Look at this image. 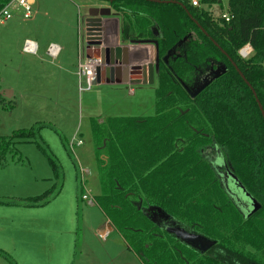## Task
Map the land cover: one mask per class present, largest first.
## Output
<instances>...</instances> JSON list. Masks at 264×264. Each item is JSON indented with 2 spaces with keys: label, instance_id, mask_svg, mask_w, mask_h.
<instances>
[{
  "label": "trees",
  "instance_id": "1",
  "mask_svg": "<svg viewBox=\"0 0 264 264\" xmlns=\"http://www.w3.org/2000/svg\"><path fill=\"white\" fill-rule=\"evenodd\" d=\"M11 1L0 0V12ZM106 3L123 19V42L157 44L163 76L154 117L112 118L102 126L105 133L99 134L102 140L97 147L102 194L97 199L106 217L125 234L144 264H264V259L236 249L222 252L225 247L219 243L212 253L196 256L173 237L162 236L139 209L157 207L174 219L190 215L192 222L181 221L188 227L195 223L206 238L213 236L204 231L206 217L215 220L216 230L231 214L239 221L264 215V119L253 92L233 66L245 76L264 110V0H227L231 21L222 24L210 9L223 8V0H201L199 8L189 0ZM247 45L253 52L244 59L239 53ZM201 88L191 98L188 89ZM11 103L0 94V110L11 109ZM209 150L221 153L225 170L207 160ZM51 161L62 185V167ZM226 172L234 174L245 192L261 204L257 214L243 218L238 203L222 185ZM82 191L80 180V199ZM137 223L147 226L134 229L131 225ZM227 228L235 227L227 224ZM75 253L74 258H79V244Z\"/></svg>",
  "mask_w": 264,
  "mask_h": 264
},
{
  "label": "rangeland",
  "instance_id": "2",
  "mask_svg": "<svg viewBox=\"0 0 264 264\" xmlns=\"http://www.w3.org/2000/svg\"><path fill=\"white\" fill-rule=\"evenodd\" d=\"M98 2L35 0L31 19H24L15 4L9 8L12 18L0 19V86L10 91L12 101L11 109L0 110V264H144L98 202L102 190L97 147L109 119L150 118L158 95L148 90L132 97L125 87H98L96 81L89 85L80 79L90 10L83 4ZM226 6L223 0V8L214 5L210 12L216 18ZM101 29L97 38L105 50L117 30L105 22ZM27 40L38 44L37 55L23 51ZM131 43L154 44V63L145 52L134 59L158 67L156 43ZM51 44L60 49L54 59L46 53ZM117 55L113 52L106 62L113 66ZM156 79L162 83L163 76L159 73ZM51 158L62 167V185ZM80 180L87 199L79 198ZM180 218L191 221L190 215ZM205 219L210 239L233 243L236 250L264 259V223L243 225L231 214L226 224L235 228L224 232L220 225L215 230L214 219ZM256 220L264 222V215ZM107 221L114 232L102 238ZM131 226L138 230L147 224ZM78 244L81 254L76 259Z\"/></svg>",
  "mask_w": 264,
  "mask_h": 264
},
{
  "label": "flooded vegetation",
  "instance_id": "3",
  "mask_svg": "<svg viewBox=\"0 0 264 264\" xmlns=\"http://www.w3.org/2000/svg\"><path fill=\"white\" fill-rule=\"evenodd\" d=\"M154 71H155L154 72V84L147 86V87L150 88V91H153L154 95L156 96L159 85H160L159 80L156 79V75L159 74L158 67H156ZM188 90L191 94H193V93L199 91L200 89H198L196 91H193L190 89H188ZM156 111H157V108H155V113L152 117L155 116ZM152 117H150V118H152ZM210 149H213V148H210ZM205 157L207 158V160L209 162H212L218 170H225L226 169V166L223 162V158H222V155L220 152H218L216 150H209V151H206ZM237 180L238 179H236V177L232 173L226 172L225 174H222V178H221L222 185L225 187L227 193L230 194L232 196V198L238 203L239 208L242 211L243 218H244V216L248 217V216L257 214L262 208L261 204L258 201H256L253 197H250V195L245 192V189H244L245 186L242 183L240 184V182ZM234 195H237V197ZM253 200L256 201L261 206L260 210L256 213L253 212L254 211V207H253V203H252ZM139 209L142 210V212L147 217V219L160 231L162 236L173 237L175 239L176 243H178L180 246L185 245L186 247H189V249L196 256L197 255L205 256V255L212 253V250L216 247V245H218V243L221 244L223 247H225V248H221L222 252H224L225 250H228L227 248H232L234 250L236 249L233 246V243L228 244L227 241H225V240H227L226 236L224 237L226 239L223 240L225 242H220V241L215 240V239L206 238V236L203 235V233L198 231L197 225L195 223H193V225H190L188 227L187 224H184L178 217H177V219H174L172 216H170L168 213H166L164 210H162L160 208L147 205V206H143L142 208H139ZM258 215L259 214L253 216L252 218H250L248 220L243 219V225L249 221H252L255 224V226H257V227L259 225L263 224L264 222L256 220ZM221 226L223 228V231L227 232L226 221L224 223H222ZM243 227L244 226H242V229H243ZM232 232H234V231H232ZM186 236H193V237L202 236V237L208 239L209 241L214 242L215 244L211 248L204 251L203 246L200 245V243L194 242L193 240H191V241L189 240L190 242H188L186 240ZM240 236H241V233L237 237V239ZM236 251H238V250H236ZM239 252H241V251H239ZM241 253L245 254V255H249V254H246L243 252H241ZM254 258L259 259L258 257H255V256H254Z\"/></svg>",
  "mask_w": 264,
  "mask_h": 264
},
{
  "label": "water",
  "instance_id": "4",
  "mask_svg": "<svg viewBox=\"0 0 264 264\" xmlns=\"http://www.w3.org/2000/svg\"><path fill=\"white\" fill-rule=\"evenodd\" d=\"M102 1L113 2L114 0H102ZM152 1H155L157 3H164V4L176 3L177 2V0H169V1L152 0ZM184 9H186V8L184 7ZM111 16H112V11H111L110 8H91L89 10V18L86 20V34H87V37H88L87 38V43H86V57H87V59H96V60L100 59L101 60V64L103 66L108 65V63L106 62V52H105V50H103L101 48V46H102L101 45V41H100L99 38H97V36H101L100 33H101V30H102L101 29L102 23H104L105 20L110 19ZM195 24L204 33V35L208 36V34L205 32V30L202 29V27L197 22H195ZM92 36H95L96 38H94V39L90 38ZM213 44L218 47L216 42L213 41ZM122 51L124 52V54H123V63H124V65H128V59H127V54H126L127 53V49H118L116 51L117 54H118L117 58L119 60H122V59H120V57H121L120 53ZM222 53L225 54L224 51H222ZM115 62L116 61H114L112 64L115 65ZM233 66L235 67L237 73L240 75L242 80L248 85V87H250L251 91L253 92V94H254V96L256 98L258 107L260 109V112L262 114V117L264 119V110H263V107H262L260 101L257 98V95H256L254 89L249 84V82L246 80V78L242 74V72L238 69L237 65L235 63H233ZM115 69H116V72L118 74L119 80L121 79V77H120L121 73H123L122 74L123 77H124L123 83L129 84L130 86L148 85V84L149 85H153L154 84V69H155V65L154 64H151L149 66L148 73H146L147 69H145V68L142 69L143 70V77H138L137 76L138 78L133 77V75H129V69L126 68V67H117ZM140 71L141 70H139V69L136 70L135 74L139 75ZM102 73H103V68H98L96 70V85L100 84L102 82V76H103ZM203 88H201L199 91H197V92H195L193 94H191L189 92L191 98H193V99L196 98L202 92ZM1 94L5 95L6 98H10L11 97L9 95L10 91H4ZM252 203H253V207H254V211L253 212L254 213L258 212L260 210L261 206L254 200H253ZM186 240L188 242L193 240L194 242L200 243V245L203 246V250L204 251L209 249V248H211L215 244L214 242H211V241H209L208 239H206V238H204L202 236H198V237L186 236Z\"/></svg>",
  "mask_w": 264,
  "mask_h": 264
},
{
  "label": "crops",
  "instance_id": "5",
  "mask_svg": "<svg viewBox=\"0 0 264 264\" xmlns=\"http://www.w3.org/2000/svg\"><path fill=\"white\" fill-rule=\"evenodd\" d=\"M100 1L101 2L96 3V5L95 4L93 5V3H90V4H85L84 3L83 5L87 9H91V8H110L111 9V11H112L111 18L108 19V20H105L104 22L108 26L110 24L115 26V29L117 30L116 31L117 36H116V39H111L110 42L106 44V48H105L106 57L108 58V60H110L109 58L110 57L112 58L113 52L117 53L116 51L118 49H127V53L126 54H127V59H128V65H124L123 59L119 60L117 58L119 60L118 61L117 59L114 58L117 63L115 62V65H113V66L108 64V65H105L103 67L102 82L100 84H97V86L98 87L106 86V87H112V88L125 87V88L128 89V92L130 93V95L132 97L136 96L140 92H146V91L150 90V88L147 87V86H150L149 84L148 85L130 86L129 84L123 83V79H124V77L122 75L123 73H121V75H120L121 79L119 80L118 74L116 72L115 67H117V64H119V65L123 64V67H126V68L129 69V75H133V77H135V78L143 77V70L142 69H144V68L147 69L146 73H148L149 64H148V62H146V60H145V63L142 64V62L140 60L136 61V59H134V58L136 56H138V54L140 52H145L144 54L148 55L147 56V60L148 61H153L154 58L150 59V57L151 56L153 57V54H155V50H154V47H153L154 44L151 45V46H144V45L143 46H135L131 42H123L122 38H121V28H122V20L123 19L120 16L115 14V12L111 8V6L109 4H107L106 1H102V0H100ZM33 2H35V0H33ZM47 49H48V47H47ZM150 49L153 51L152 54H151L152 51ZM38 50H39V47H38ZM46 53L48 54V52H46ZM121 54H124V52L122 51ZM81 57H82L81 59H83L82 61L85 62V60H87L86 50H85V54H83V56H81ZM152 63H154V61ZM133 66H135V67H133ZM155 68H156V65H155ZM135 69L136 70H138V69L141 70L140 73H139L140 76L135 74L136 73ZM0 92H4V91H2V89H1ZM6 99H8V98H6ZM109 223L110 222L107 221L105 228L100 231V236L102 238H107L112 232H114L109 227V225H108Z\"/></svg>",
  "mask_w": 264,
  "mask_h": 264
},
{
  "label": "built area",
  "instance_id": "6",
  "mask_svg": "<svg viewBox=\"0 0 264 264\" xmlns=\"http://www.w3.org/2000/svg\"><path fill=\"white\" fill-rule=\"evenodd\" d=\"M191 5L195 8L201 7V0H189ZM16 5V7L22 12V15L24 19L29 20L33 16V0H12L1 12H0V19L2 21L10 20L12 18L11 11L9 8L12 5ZM215 18V17H214ZM216 22L219 24L222 23H230L231 21V16L229 13L222 12L220 16L215 18ZM59 47L55 44H51L48 49V55L50 57L57 58L59 55ZM23 51L26 54H32V55H37L38 53V44L32 40H27L25 42ZM253 52V49L250 45L245 46L241 51H240V56L242 58H248ZM80 72L79 76L80 79L83 77L85 80H87L88 84L91 85L93 81H96V70L98 68H103L104 66L101 64L100 59H87L85 62L80 64ZM83 199H87V196H84Z\"/></svg>",
  "mask_w": 264,
  "mask_h": 264
}]
</instances>
